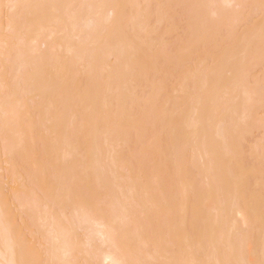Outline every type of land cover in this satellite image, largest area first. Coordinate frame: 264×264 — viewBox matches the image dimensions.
I'll return each mask as SVG.
<instances>
[{
    "label": "rangeland",
    "instance_id": "obj_1",
    "mask_svg": "<svg viewBox=\"0 0 264 264\" xmlns=\"http://www.w3.org/2000/svg\"><path fill=\"white\" fill-rule=\"evenodd\" d=\"M215 1L0 0V219L17 264H58L45 215L72 228L70 263L110 264L77 210L106 218L132 189L143 241L124 264L264 261V0Z\"/></svg>",
    "mask_w": 264,
    "mask_h": 264
},
{
    "label": "bare ground",
    "instance_id": "obj_2",
    "mask_svg": "<svg viewBox=\"0 0 264 264\" xmlns=\"http://www.w3.org/2000/svg\"><path fill=\"white\" fill-rule=\"evenodd\" d=\"M214 2L216 1L214 0ZM208 3H211V2H208ZM49 14H50V11L49 13L43 14V15L48 16ZM77 17L78 15H75V14L67 15L66 24L68 25V32L70 33L71 40L74 38V36H76L75 21ZM43 34L44 33L41 28L34 29V31L32 32L31 40L32 41L37 40ZM58 62H60L58 63V65H62L64 69L66 70L71 69V65H69L68 60L64 59L63 61H58ZM55 128L56 126L52 128V131H54ZM179 137L182 138L181 136ZM87 138L88 136L86 135L82 137V139L87 143L86 147H87V150L89 151L90 147L88 146L89 142L87 141ZM95 157H96L95 155L92 156V161L88 162L85 165V169H84V170L91 171L93 174V178H96V175L101 174L98 171V168L103 167L102 165H100V162L98 161L99 158H95ZM100 160L102 161V159ZM111 166L113 167L112 171H114V162L111 163ZM114 172L113 173L111 172V173L115 174ZM110 176L112 175L110 174ZM116 176L117 175L115 174L112 176V178L113 177L116 178ZM137 196H138V193H137V190L135 189H132L131 193L128 196L122 195L123 197L121 198L122 200L113 202L109 205V209H108L109 216L106 218L101 212V210L96 209L94 212H91L88 208V206L90 208L91 206L88 203H87L88 206L85 204L84 207H81L79 210H77L81 220L87 223L88 228H89L88 230L91 233V235L94 236L96 233L98 234V236L101 235L100 237L102 236L104 237V235H106V237L103 238L104 240L105 238L109 237L107 238L109 239L108 241L109 247L111 246L110 244H112V247L110 248H112L113 252L114 251L117 252L115 255L113 254V252L112 254H110L111 253V250H110L108 251L110 253L106 252L107 254L106 253L104 254V260H108L110 264H122L123 262H126L128 258L132 259V254L126 252V248L128 247V240L130 238L136 240V244L138 243L137 247H139V244L143 241L141 233L139 229H137L138 228L137 224L132 217V213L134 211L131 210L133 201L136 199ZM127 198L130 199L131 201L130 203L124 202L123 199H127ZM0 217H1V214H0ZM41 218L50 229V236H49L50 247L53 249V255L55 258V262L57 261L58 264H72L68 260V257L71 252L70 249L73 248L72 242H70V240L68 239L69 238L68 236L71 235L70 232L72 233V228H67L63 226L61 220L54 215H45ZM93 227L96 229H93ZM93 231L95 232L94 234H92ZM120 231L122 234L120 233L119 235L118 232ZM107 239L105 241H107ZM73 243H74V246L76 245V248H77L79 245L78 242H73ZM15 246H16V243L14 239L11 237V235H9L8 230L5 228L3 221L0 219V264L2 263V261H5L4 264H17L16 263L17 252L15 249Z\"/></svg>",
    "mask_w": 264,
    "mask_h": 264
},
{
    "label": "snow or ice",
    "instance_id": "obj_3",
    "mask_svg": "<svg viewBox=\"0 0 264 264\" xmlns=\"http://www.w3.org/2000/svg\"><path fill=\"white\" fill-rule=\"evenodd\" d=\"M261 264H264V261H262Z\"/></svg>",
    "mask_w": 264,
    "mask_h": 264
}]
</instances>
